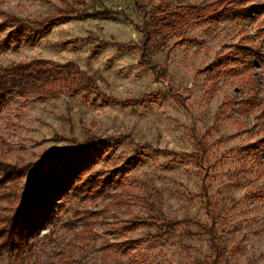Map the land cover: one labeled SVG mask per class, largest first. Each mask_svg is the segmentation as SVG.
<instances>
[{"label":"rangeland","instance_id":"rangeland-1","mask_svg":"<svg viewBox=\"0 0 264 264\" xmlns=\"http://www.w3.org/2000/svg\"><path fill=\"white\" fill-rule=\"evenodd\" d=\"M49 1L0 0V23L11 16L32 28L19 41L10 39L16 26L2 30L10 42L0 45V71L73 63L98 92L8 98L0 163L89 150L84 178L106 183L54 197V219H40L31 250L0 264H264V0ZM212 4L208 20L156 31ZM72 8L88 16L34 27ZM104 8L120 14L91 15ZM146 29L159 76L135 48ZM74 211L92 214L91 235L73 240L85 232ZM137 219L146 224L117 232L116 222Z\"/></svg>","mask_w":264,"mask_h":264},{"label":"trees","instance_id":"trees-1","mask_svg":"<svg viewBox=\"0 0 264 264\" xmlns=\"http://www.w3.org/2000/svg\"><path fill=\"white\" fill-rule=\"evenodd\" d=\"M44 1L51 4L49 0ZM79 1L74 0V3L83 4ZM138 8L143 10L142 7ZM217 13L218 9L214 4L200 9L190 8L188 11L175 16L173 22L157 25L156 31H159V35H161L166 29L188 28L192 23L208 20ZM219 13L231 14L232 10L225 8ZM239 13L247 15L248 11L243 10ZM118 14L120 13L104 8L103 10H94L91 15L95 18H114ZM84 16H88L87 9L72 8L65 12L61 19L42 21L34 24V27L49 30L58 22ZM9 24L16 26L10 38L15 39V41L23 39L24 33L32 29L24 21L7 16L6 21L0 23V34ZM143 38L140 48L137 46L135 48L141 55L142 63L149 66L154 75L158 74L159 76L156 67L150 61V57L155 51V34L150 29H146L143 31ZM7 42L9 43L10 40H0V45L7 46ZM82 91L86 93L98 92V87L91 78L86 77L85 73H80L73 63L54 65L46 60H34L0 71V105L13 95L29 94L46 98ZM88 151L64 153L58 150L46 156L42 162L29 164L25 167L0 163V206L6 204L5 208L0 207V258L4 255L16 258L23 257L31 250L30 237L39 225L40 219L46 217L48 222L54 219L55 212L51 210L50 206L54 197L68 196L71 192L78 196L83 194L87 187L97 189L96 192L101 193V184L106 182L84 178L86 161L91 158ZM26 178L27 183L20 192L18 186ZM76 181H79L80 184L74 186ZM73 213L74 216L81 217L80 220H82L85 228V232L75 234L73 240L85 236V233L91 235L92 224L89 219L92 214L81 211H74ZM145 224L138 219L130 222H116L117 232L124 236L125 233ZM72 225L71 223L70 227ZM177 225L178 223H168V228ZM107 247L109 245L105 246L106 249H109ZM107 255L106 250L104 257Z\"/></svg>","mask_w":264,"mask_h":264}]
</instances>
